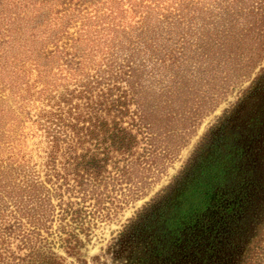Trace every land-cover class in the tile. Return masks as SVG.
Wrapping results in <instances>:
<instances>
[{"label": "trees", "instance_id": "1", "mask_svg": "<svg viewBox=\"0 0 264 264\" xmlns=\"http://www.w3.org/2000/svg\"><path fill=\"white\" fill-rule=\"evenodd\" d=\"M257 8L264 0H0V264L82 262L92 222L155 146V117L164 132L186 125L204 103L194 70L212 54L239 61L238 27ZM262 215L264 69L104 252L115 264H251Z\"/></svg>", "mask_w": 264, "mask_h": 264}, {"label": "rangeland", "instance_id": "2", "mask_svg": "<svg viewBox=\"0 0 264 264\" xmlns=\"http://www.w3.org/2000/svg\"><path fill=\"white\" fill-rule=\"evenodd\" d=\"M258 11L257 8L256 12ZM253 19L254 22L250 19L249 23H243L245 25L238 27L239 34L235 36L236 43L232 47H234L235 55L242 53L243 56L239 61L235 60V63L227 65L223 57H213L212 54L208 55L210 56V60H206L208 63L201 69L194 70L197 71L196 78H200L195 87L194 97H197V101L203 100L204 103L202 107L195 105V114L188 116L186 125L183 121H178L176 124L167 126L164 132L162 123H159V117H155L153 121L157 135L156 138L154 137L155 146L151 147L148 153L143 152L142 155L145 156L143 161L146 162L141 165L143 168L135 166L137 170L135 169L132 173V179L127 181V184L115 188L118 190L110 195L111 202L106 204L108 209L100 212V215L92 222L87 238L88 244L79 252L82 262L65 258V264H115L110 261L111 249L107 255L104 251L115 239L125 220L168 182L215 118L229 103H233L254 75L264 69V44L259 47L264 42V11L258 12ZM155 90L153 89V92ZM201 93H205V96L210 98L203 99ZM188 95H190L189 99L183 97L179 99L184 106L193 104L190 101L191 92ZM25 128L28 130L27 125ZM32 143V140L27 139L25 149L33 147ZM30 154L33 162L38 163L37 154L35 152ZM261 218L262 223L255 225L251 243L254 246V252H251L250 260L254 261V264H264V215Z\"/></svg>", "mask_w": 264, "mask_h": 264}]
</instances>
